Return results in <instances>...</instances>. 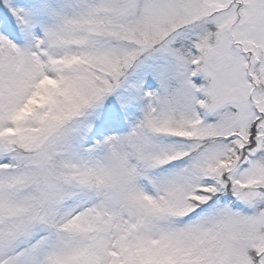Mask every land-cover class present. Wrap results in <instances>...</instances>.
Instances as JSON below:
<instances>
[{
	"label": "snow or ice",
	"instance_id": "1",
	"mask_svg": "<svg viewBox=\"0 0 264 264\" xmlns=\"http://www.w3.org/2000/svg\"><path fill=\"white\" fill-rule=\"evenodd\" d=\"M0 264H264V0H0Z\"/></svg>",
	"mask_w": 264,
	"mask_h": 264
}]
</instances>
